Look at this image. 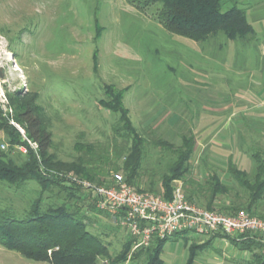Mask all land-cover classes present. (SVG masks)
Returning <instances> with one entry per match:
<instances>
[{"label": "rangeland", "instance_id": "rangeland-1", "mask_svg": "<svg viewBox=\"0 0 264 264\" xmlns=\"http://www.w3.org/2000/svg\"><path fill=\"white\" fill-rule=\"evenodd\" d=\"M233 5L245 11L255 35L237 41L218 35L195 43L167 33L155 7L141 12L126 0H0L2 117L17 132V127L24 131L13 120L6 96L34 95L51 134L49 154L56 160L73 162L83 154L76 145L89 144L96 160L115 161L114 147L122 144L112 132L117 115L100 100L106 86L124 90L122 103L145 141L141 186L153 174L155 196L163 198L160 176L175 158L157 142L178 147L182 137L192 136L195 145L185 178L202 183L216 172L232 188L216 202L217 207L227 206L240 192L226 175L228 159L251 175V155H264V0H223L221 11ZM20 143L11 144L0 133V153L6 158H24L20 148L29 145L21 134ZM112 174L106 180L111 181ZM179 182L184 192L187 184ZM38 191L34 182L21 187L0 182V208L23 218ZM54 193L44 195L48 200L41 207L53 201ZM84 210L88 231L108 243L112 254L118 253L127 231L109 216ZM174 237L166 241L160 264H184V239L189 244L208 241L194 233ZM220 242H210L199 255L219 258L215 251L224 250ZM144 261V256L138 259L139 264ZM0 264L48 263L27 260L0 246Z\"/></svg>", "mask_w": 264, "mask_h": 264}, {"label": "trees", "instance_id": "trees-1", "mask_svg": "<svg viewBox=\"0 0 264 264\" xmlns=\"http://www.w3.org/2000/svg\"><path fill=\"white\" fill-rule=\"evenodd\" d=\"M135 9L144 12L151 7L156 8V19L169 34L176 35L195 43L205 42L210 38L222 35L227 41L246 40L255 35L254 29L248 23L245 11L232 6L221 11L223 0H126ZM94 70L96 58L94 55ZM124 90L115 91L114 87L106 86L101 106L116 114L117 119L112 128L114 137L122 140L119 147H114L112 159L96 160V154L91 145H76V150L83 154L73 162L56 160L49 154L51 134L44 125L39 107L35 104V96L19 97V94H7L9 106L14 110L13 120L22 126L28 141L37 145L34 151L24 146V158L13 160L0 153V182L9 186L21 187L28 182H34L39 187L38 197L30 205L26 216L14 218L8 210L0 208V246L19 253L27 260L48 264H99L106 260L108 264H122L130 254L134 239L129 237L121 250L112 254L110 245L98 235L88 231L84 208L97 214L108 216L96 208V202L90 198L81 186L68 179L75 176L80 180L96 185L110 186L112 181L106 180L110 174L123 173L125 183L138 192L156 194L152 175L140 183L141 160L143 156L144 139L136 132L122 103ZM10 107V108H11ZM0 133L6 135L9 143H20V134L8 125L0 111ZM159 147L174 155L166 167V172L160 176L162 197L171 198L172 183L184 181L185 197L190 203L199 205L206 210L234 215L245 212L264 220V155L252 154L253 172L239 170L229 158L226 165V175L239 188L234 194L236 201L227 206L217 207L219 197H227L232 188L222 182L216 172L208 174L202 183L185 177L190 172V159L194 151L193 137H182L178 147L159 141ZM123 158L121 164L117 160ZM140 178V179H139ZM193 187V188H192ZM54 193L53 201L41 207L45 194ZM52 195V194H51ZM52 200V199H49ZM246 239L228 238L234 245L252 252L253 264H264L260 254L262 244L257 235H246ZM170 238L154 240L147 248H141L130 255L129 264H160V252L163 244ZM191 259L187 264H190Z\"/></svg>", "mask_w": 264, "mask_h": 264}, {"label": "built area", "instance_id": "built-area-1", "mask_svg": "<svg viewBox=\"0 0 264 264\" xmlns=\"http://www.w3.org/2000/svg\"><path fill=\"white\" fill-rule=\"evenodd\" d=\"M28 145L35 151L37 145L27 140L24 131L17 127ZM25 151V147H21ZM81 186L96 202V208L106 213L119 228L125 229L135 244L132 251L148 247L154 240H164L175 235L193 232L198 235L220 234L239 240L246 235H257L264 256V220L245 212L227 215L210 211L190 203L182 184L174 181L171 198L166 200L147 192H138L127 185L120 173L111 176L110 186L96 185L68 176ZM130 256L122 264H129ZM103 264H108L103 261Z\"/></svg>", "mask_w": 264, "mask_h": 264}, {"label": "crops", "instance_id": "crops-1", "mask_svg": "<svg viewBox=\"0 0 264 264\" xmlns=\"http://www.w3.org/2000/svg\"><path fill=\"white\" fill-rule=\"evenodd\" d=\"M187 233H193V232H186V233L175 235V236H183ZM125 236H126V240L129 239L128 235H125ZM199 236L208 238V241L205 242L203 240H196L197 241L196 243L189 244L188 239H184L183 247L184 249L188 250V255H187V258L184 264H187L189 262V259H191L190 264H253L254 263V261L252 260V252L250 250H246V249L239 247L238 245H234L228 238H226L223 235L211 234V235H205V236L199 235ZM246 237L247 236L242 237L241 239L242 240L246 239ZM173 238L175 237L172 236L169 240ZM218 240L221 241L220 243L224 249L223 251H221V253L219 251H215L216 253L218 252L220 256L219 258H206V257L204 258L199 255L202 251L208 248V246L210 245V242L218 241ZM172 242H174V240ZM134 244H135V241L133 242L132 247ZM165 245H166V242L162 246L160 255L161 253H163V248L165 247ZM132 247L130 250V254L128 256L135 253L141 248L143 249L147 248V247H141V248H138L137 250L132 251ZM259 252L261 254V249ZM160 255H159V258H160ZM160 261L162 262L161 258H160Z\"/></svg>", "mask_w": 264, "mask_h": 264}, {"label": "bare ground", "instance_id": "bare-ground-1", "mask_svg": "<svg viewBox=\"0 0 264 264\" xmlns=\"http://www.w3.org/2000/svg\"><path fill=\"white\" fill-rule=\"evenodd\" d=\"M5 56H8V55L5 54Z\"/></svg>", "mask_w": 264, "mask_h": 264}]
</instances>
